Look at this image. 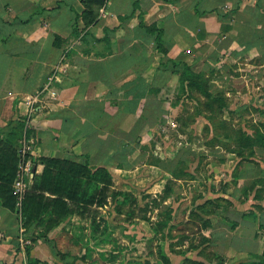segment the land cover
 Wrapping results in <instances>:
<instances>
[{
    "label": "crops",
    "instance_id": "crops-1",
    "mask_svg": "<svg viewBox=\"0 0 264 264\" xmlns=\"http://www.w3.org/2000/svg\"><path fill=\"white\" fill-rule=\"evenodd\" d=\"M100 1L95 22L86 25L83 0H0V140L9 139L23 121L21 141L31 143L36 159L60 157L64 146L78 141L82 155L117 150L120 140L100 117L112 114L113 102L127 117L139 115L145 87L153 79L170 89L178 86V75L158 76L165 65L180 70L190 61L196 72H205L228 63L245 80L244 72L264 80V0H111L106 7ZM150 27L156 29L150 32ZM172 61L180 64L175 67ZM145 68L151 73L145 74ZM55 69L64 77L56 87L60 104L53 103L51 94L37 95ZM42 99L51 103L37 105ZM88 102L107 108L87 111ZM29 126L33 134L27 137ZM43 168L36 166V173ZM251 209L244 202L229 215L236 225L229 253L241 258L264 254ZM21 220L0 204V264H27L19 242ZM31 259L55 261L43 239L33 243Z\"/></svg>",
    "mask_w": 264,
    "mask_h": 264
},
{
    "label": "rangeland",
    "instance_id": "rangeland-1",
    "mask_svg": "<svg viewBox=\"0 0 264 264\" xmlns=\"http://www.w3.org/2000/svg\"><path fill=\"white\" fill-rule=\"evenodd\" d=\"M161 68L158 76L167 72L171 78L172 72ZM146 72L151 73L145 68ZM196 73L205 74L199 80L206 82L202 90L187 83L170 89L163 80L150 79L136 117L124 115L117 102L109 104L112 114L104 113L100 121L115 131L111 134L120 140L117 150L82 155L80 141L64 146L61 158L106 166L115 188L136 197L138 207L136 218L126 221L113 201L103 209L71 216L47 237L39 236L38 228L28 234L31 244L43 239L54 264L262 263L258 256L229 253L228 240L236 228L230 212L244 202L254 207L249 211L257 217V237L264 238V148L248 146V139L264 133V80L244 72L245 80L243 72L228 63ZM60 78V70L51 71L48 86L37 95L51 94L53 103L60 104ZM98 92L102 96L103 91ZM48 103L42 99L37 105ZM105 105L88 102L86 110L102 111ZM31 157L34 163L39 159L32 151ZM169 181L170 198L160 202ZM69 250L70 256L63 259Z\"/></svg>",
    "mask_w": 264,
    "mask_h": 264
},
{
    "label": "trees",
    "instance_id": "trees-1",
    "mask_svg": "<svg viewBox=\"0 0 264 264\" xmlns=\"http://www.w3.org/2000/svg\"><path fill=\"white\" fill-rule=\"evenodd\" d=\"M86 11L83 14L86 25L95 22L96 15L94 7L101 4L100 0H83ZM145 26V25H144ZM156 27H150L152 32ZM157 43L162 42L160 33L157 36ZM168 51H165V54ZM177 67L180 63L172 61ZM167 70L168 66H163ZM161 72V71H160ZM172 75H178L180 83L192 88H203L200 79L204 73H196L184 64L180 70L173 69ZM165 72L164 74H166ZM209 96V94H208ZM112 104V103H111ZM145 120V116L141 117ZM25 122L19 121L9 139L0 140V204L13 213L20 215L22 225L26 233L39 229V236H46L58 229L61 224L73 215H83L89 208L103 209L111 202L117 203V213L130 221L137 216L136 207L138 200L131 193L119 191L115 188L111 172L106 166H91L87 162H79L61 157H40L35 160V166L43 165L42 173H35L29 191L25 194L21 205H18V198L14 191L17 174L20 164L19 141L23 137ZM32 128H27L28 135L32 136ZM252 148H264V133L258 132L257 136L248 139ZM169 181L162 195L160 202H166L171 195L172 188ZM165 226L167 223L164 224ZM227 237V236H225ZM228 238V237H227ZM25 247L28 257L27 264H49L37 259H31L33 243ZM70 252L63 254V259L70 256ZM264 264V254L261 257ZM141 264V263H138ZM145 264V263H144Z\"/></svg>",
    "mask_w": 264,
    "mask_h": 264
},
{
    "label": "built area",
    "instance_id": "built-area-1",
    "mask_svg": "<svg viewBox=\"0 0 264 264\" xmlns=\"http://www.w3.org/2000/svg\"><path fill=\"white\" fill-rule=\"evenodd\" d=\"M110 1L111 0H104V6L106 7L110 3ZM49 81H52V78H50ZM50 84L51 83H49V85ZM18 151L20 156V164L17 174V180L14 185V191L18 198V205L20 206L25 194L30 189L32 178L35 175V164L31 157V143L27 139L22 140V146ZM25 234L26 230L24 229L21 220V235L19 242L24 251L26 246L31 245V242L26 239Z\"/></svg>",
    "mask_w": 264,
    "mask_h": 264
},
{
    "label": "water",
    "instance_id": "water-1",
    "mask_svg": "<svg viewBox=\"0 0 264 264\" xmlns=\"http://www.w3.org/2000/svg\"><path fill=\"white\" fill-rule=\"evenodd\" d=\"M34 172H36V168L34 169Z\"/></svg>",
    "mask_w": 264,
    "mask_h": 264
}]
</instances>
